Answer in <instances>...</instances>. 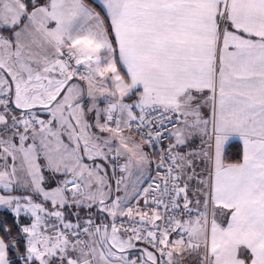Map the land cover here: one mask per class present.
Wrapping results in <instances>:
<instances>
[{"label":"snow or ice","instance_id":"1","mask_svg":"<svg viewBox=\"0 0 264 264\" xmlns=\"http://www.w3.org/2000/svg\"><path fill=\"white\" fill-rule=\"evenodd\" d=\"M0 264H264V0H0Z\"/></svg>","mask_w":264,"mask_h":264}]
</instances>
